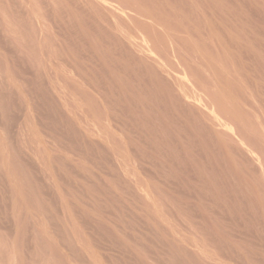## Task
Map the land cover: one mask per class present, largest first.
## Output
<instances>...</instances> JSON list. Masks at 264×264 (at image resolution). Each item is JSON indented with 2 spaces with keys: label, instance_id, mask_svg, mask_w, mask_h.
<instances>
[{
  "label": "rangeland",
  "instance_id": "1",
  "mask_svg": "<svg viewBox=\"0 0 264 264\" xmlns=\"http://www.w3.org/2000/svg\"><path fill=\"white\" fill-rule=\"evenodd\" d=\"M0 264H264V0H0Z\"/></svg>",
  "mask_w": 264,
  "mask_h": 264
},
{
  "label": "bare ground",
  "instance_id": "2",
  "mask_svg": "<svg viewBox=\"0 0 264 264\" xmlns=\"http://www.w3.org/2000/svg\"><path fill=\"white\" fill-rule=\"evenodd\" d=\"M137 112V111H136ZM111 126V125H110ZM187 213V212H186ZM250 255V254H249ZM258 262V261H257Z\"/></svg>",
  "mask_w": 264,
  "mask_h": 264
}]
</instances>
